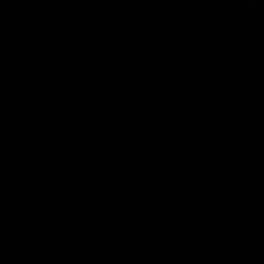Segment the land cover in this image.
Returning <instances> with one entry per match:
<instances>
[{
    "label": "water",
    "instance_id": "water-1",
    "mask_svg": "<svg viewBox=\"0 0 264 264\" xmlns=\"http://www.w3.org/2000/svg\"><path fill=\"white\" fill-rule=\"evenodd\" d=\"M0 264H264V0H0Z\"/></svg>",
    "mask_w": 264,
    "mask_h": 264
}]
</instances>
